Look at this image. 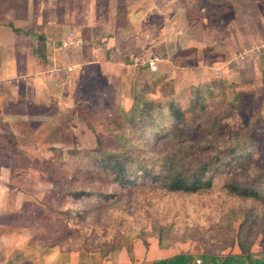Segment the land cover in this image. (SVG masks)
Returning a JSON list of instances; mask_svg holds the SVG:
<instances>
[{
    "label": "rangeland",
    "instance_id": "1",
    "mask_svg": "<svg viewBox=\"0 0 264 264\" xmlns=\"http://www.w3.org/2000/svg\"><path fill=\"white\" fill-rule=\"evenodd\" d=\"M96 1L99 11L103 14L105 9L108 11L110 7L108 2L115 10L114 13L118 8L128 9L122 15H128L130 22L127 23L130 25L136 20L135 15L138 13L141 19L138 20L137 30L140 32L141 29L140 33L144 34L143 46H156L159 39L161 43L153 50L151 46L149 54L146 53L147 48L142 47L145 52L134 55L131 51L134 47L131 42L133 36H130L128 46L131 52L128 53L140 58L136 61L137 66H124L119 71L120 78L116 76V71H109L103 84H98L101 78L97 73L94 74V85H90L93 95L84 96V104H90V107L86 108L97 113L96 116L90 117V120H93L98 133L104 135L108 143L115 141L112 135L114 125H109V118H103L102 115H107L113 110V105L120 111H130L134 106L136 84L143 85L148 82L149 98L158 101L166 99L162 102L165 104L164 113H155L152 125L147 124L148 128H154L155 132L149 131L155 134L169 124L166 119L158 120L168 112V99H174L187 108L194 100L196 86L208 83L211 87L200 92L205 99V106L208 112L222 116V122L228 124L226 136L216 139L214 143L221 148H227L241 138L248 137L252 140L253 142L248 144L254 156L253 160L247 170L236 165L232 174L236 178L252 181L255 186H264V180L260 183L264 176V63L258 71V79L252 76L250 67L249 70L245 67L252 57L257 56L256 62L263 61L260 48H247L249 42L255 44L249 38L251 33L257 34L256 39L261 36L264 45V0ZM132 1L139 4L137 13L130 10ZM256 9L258 14L255 17ZM148 20L153 25L149 27L154 28L153 32L144 27ZM114 22L115 20H111V31L115 28ZM127 23L124 21L123 29L128 32H131L130 28L135 29ZM233 26L238 27L237 35H242V38L236 37L237 44H243L245 49L241 48L240 51H234L224 57V53L218 48L221 42L227 45L234 43L231 36ZM155 56L158 68L153 71L148 61ZM223 64L225 65L221 67ZM139 67L144 70L141 78H136ZM72 110L75 115L78 108L72 107ZM228 114L230 117L225 118ZM68 117L71 118V125L76 122L77 116ZM60 120L58 115L48 121L49 139H43L42 142H34L31 139L28 143H20L0 139V172L5 173L0 185L11 190L7 197L10 208L16 205V212L23 210V221H10H14L16 226H25L23 234L26 233L27 236L23 237H27V241L30 240L29 245L27 244L29 251H35L45 243L47 246L43 247L48 249L74 250L104 259L111 252V248L130 250L134 241L142 240L139 236L145 234L148 238L153 237L161 228L165 229L168 242L186 237V242L178 243H195L204 250L202 243L210 247L215 241L235 235L241 222L235 219L239 215L244 218L248 211H252L251 220L259 219L262 226L264 225V203L229 196L224 188L226 175L218 176L211 190L198 194H170L145 187L133 193L120 194L102 205L99 198H71L63 188L85 187L96 193H110L116 190L112 185L102 182L74 180L76 172L73 171L80 165V158L74 152L79 151L83 155L91 153V148H84V144H91L96 136L88 130L79 131L83 129L82 124L78 125L79 129L69 130L73 133L72 138L70 132L63 131L62 134L61 129L55 131L61 127ZM62 126L64 127V124ZM127 134H132V144L138 148L154 147V134L150 138V135L141 138L140 130L134 131V134L127 130ZM42 135L43 133L40 137ZM189 139L193 140L195 136H190ZM56 140L60 147H52ZM218 152L214 150L212 154ZM8 173H11L10 178H6ZM60 175L64 180L58 183L56 179ZM6 196H3L4 203ZM258 230L256 225L253 232L247 234L249 239L256 238L253 253L264 250V236L256 234ZM237 249L234 248L231 253ZM56 263L57 261L52 264ZM43 264L50 263L43 261Z\"/></svg>",
    "mask_w": 264,
    "mask_h": 264
},
{
    "label": "crops",
    "instance_id": "2",
    "mask_svg": "<svg viewBox=\"0 0 264 264\" xmlns=\"http://www.w3.org/2000/svg\"><path fill=\"white\" fill-rule=\"evenodd\" d=\"M154 3L152 5L155 7ZM138 5L132 1L130 10L137 13ZM108 6V11L105 9L103 14L96 0H0V133L10 131L20 143H28L31 139L42 142L49 139L48 121L58 115L61 117V127L55 131L61 129L63 134V131L79 129L78 125L82 124L83 129L79 131L87 132L79 112L76 110L74 115L72 110V107L78 108V93L89 92L90 85H94L91 78L95 73L101 78L98 84L105 83L109 71H116V76L120 78L119 71L124 66H137L136 61L140 58L134 55L145 52L142 47L147 48L146 53L149 54L152 46H143L144 34L140 33L141 29L140 32L137 30L138 20L141 19L138 13L136 20H133L135 29L130 28L131 32L126 30L121 34L115 28L111 31L110 23L116 13L110 2ZM256 12L253 13L255 17L258 9ZM237 28L231 27L234 43L227 45L221 42V49L218 48L224 57L245 49L243 44H237L236 37L242 38V35H237ZM153 29L148 30L153 32ZM249 35L255 44L249 42L247 49H252L250 46L260 48L263 61L256 62L257 56L252 57L245 67L248 70L250 67L252 76L258 79V71L264 63L263 38L260 36V39H256V33ZM130 36H133V56L128 53L131 52L128 46ZM160 44L159 39V44L152 46V50ZM69 114L72 118L77 116L72 125ZM72 134L70 132V136ZM60 146L57 140L52 144V147ZM10 174L6 178H10ZM4 175L1 171L0 180ZM4 189L8 190L9 187L2 188L0 185V264H43V261L50 264L56 261V264H154L181 254L196 258L204 254L202 247L195 243L162 247L154 237L148 238L147 248L138 239L130 250L125 248L111 252L104 259L85 252L64 253L58 248L40 246V251L39 248L29 251L30 240L23 237L27 236L26 233L3 221L5 215L16 211V205L10 208L7 199L11 190L5 192ZM5 195L6 203L3 202ZM239 253L237 249L232 254Z\"/></svg>",
    "mask_w": 264,
    "mask_h": 264
},
{
    "label": "trees",
    "instance_id": "3",
    "mask_svg": "<svg viewBox=\"0 0 264 264\" xmlns=\"http://www.w3.org/2000/svg\"><path fill=\"white\" fill-rule=\"evenodd\" d=\"M125 10L128 11L126 8H118L114 19L115 29L121 31V34L126 31L122 27L124 21L126 23L130 22L128 15L123 14L124 17L122 15ZM144 24L145 22L142 23V26ZM127 25L129 27L134 26L133 23L131 25L127 23ZM151 26L153 25L149 20L144 25L148 29ZM143 70L142 67L138 68L136 78H141ZM144 83L143 85L136 84L134 106L130 111H120L118 107L113 105L115 107L113 110L108 112L107 115H102L103 118H109V125H114L112 135L115 141L113 143H108L104 139V135L98 133L92 122L93 120H90V117L96 116L97 113L86 108V106L90 107V104L87 102L84 104V96L93 95L92 88L89 92L80 91L78 93L80 119L85 124L86 131H90L96 137H93L91 144L84 145V148H91V153L83 155L82 152H74L80 158V165L77 167L78 169L76 168L73 171L76 172L73 178L75 181H95L112 185L116 191L110 193L99 191V193H96L85 189V187H65L62 190L66 191L67 195L75 200L99 198L101 199L99 203L102 205L120 194L133 193L135 190L145 187H149L153 191H163L170 194H198L211 190L215 185L216 178L220 175H226L227 181L224 188L229 196L245 201L264 203V186H255L252 181L236 178L232 174L236 165L247 170V166L254 157L248 143L253 141L248 137L241 138L227 148H221L214 143L216 139L226 136L228 124L222 122V118H220L222 116L208 112L205 106V99L202 98L200 92L210 88L211 84L202 83L196 86L194 100L187 108L174 99H168V112L161 115L158 120L165 121L166 119L169 124L154 134L151 132L154 131V128H151L152 126L148 128L147 124L152 125L155 113H164L165 104L162 102H165L166 99L158 101L149 98L147 92L150 84L148 82ZM229 117V114L225 116V118ZM127 130H130L133 134L134 131L140 130L142 133L141 138L147 135H150V138L154 134L152 137L154 147L138 148L137 145H133L134 138H132V134H127ZM190 136H195V139L190 140ZM0 139L18 141L10 131L1 132ZM214 150L219 152L212 154ZM56 180L59 183L64 179L60 175ZM263 180L264 176L260 179V183ZM251 212L248 211L243 216L244 218L239 215L235 219L241 220L235 235L215 241L210 247L202 243L204 244V254L201 258L181 254L156 261L154 264H198L197 261L201 260L199 264H264V250L263 252L253 253L252 248L256 238L249 239L247 235L253 232L257 225L259 230L256 234L264 236V225L262 226L259 219L251 220ZM22 213L23 210L8 213L3 221L12 228L23 230L25 226H16L14 221H12L13 224L10 221V219L23 221L24 213ZM139 237H141L147 248L149 246L148 236L142 234ZM153 237L158 239L162 247H171L178 242L187 241L186 237H181L168 242V235L163 228L159 229L156 234L154 233ZM44 245L47 246L42 243V247ZM236 247L240 253L232 254L231 251ZM60 251L70 253L74 250L64 251V249H60ZM110 251L118 252L120 249L115 247L111 248Z\"/></svg>",
    "mask_w": 264,
    "mask_h": 264
},
{
    "label": "built area",
    "instance_id": "4",
    "mask_svg": "<svg viewBox=\"0 0 264 264\" xmlns=\"http://www.w3.org/2000/svg\"><path fill=\"white\" fill-rule=\"evenodd\" d=\"M148 64L149 66L151 67V69L154 71V70H157L158 68V60L157 58H154V59H151L148 61ZM201 261H197V263L199 264Z\"/></svg>",
    "mask_w": 264,
    "mask_h": 264
}]
</instances>
